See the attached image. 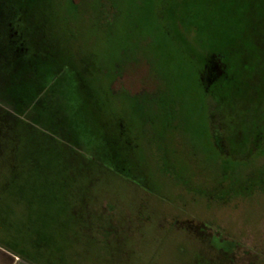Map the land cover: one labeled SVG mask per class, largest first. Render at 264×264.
<instances>
[{
  "label": "rangeland",
  "instance_id": "rangeland-1",
  "mask_svg": "<svg viewBox=\"0 0 264 264\" xmlns=\"http://www.w3.org/2000/svg\"><path fill=\"white\" fill-rule=\"evenodd\" d=\"M0 246L264 264V0H0Z\"/></svg>",
  "mask_w": 264,
  "mask_h": 264
},
{
  "label": "trees",
  "instance_id": "trees-1",
  "mask_svg": "<svg viewBox=\"0 0 264 264\" xmlns=\"http://www.w3.org/2000/svg\"><path fill=\"white\" fill-rule=\"evenodd\" d=\"M74 2V0H72ZM79 4L80 0H76ZM78 6H75V8H77ZM6 28L9 27L7 24H5ZM11 26V25H10ZM10 34L9 31L8 33L4 34V37L8 38V41L6 40V44H8V46H5V48L8 49V51L5 52L4 57H10V55L13 56V54L11 52L14 53V51H17L16 48L14 47L15 43H13V40H11L10 38ZM9 50H11V52H9ZM18 54L15 53V56H17ZM8 64V63H6ZM7 66V65H6ZM9 68V67H8ZM12 73L11 70L9 71V74ZM15 74V73H14ZM138 74L137 72L136 73H132L131 76H127V77H122V78H119L115 81L116 83V87H117V90H128L130 91V93L132 95H135L137 93V91L140 89L139 88V82H138V79H136L135 77H137ZM208 83V82H207ZM205 81L203 83H201V87L203 89H208V86H209V83L207 84Z\"/></svg>",
  "mask_w": 264,
  "mask_h": 264
},
{
  "label": "crops",
  "instance_id": "crops-1",
  "mask_svg": "<svg viewBox=\"0 0 264 264\" xmlns=\"http://www.w3.org/2000/svg\"><path fill=\"white\" fill-rule=\"evenodd\" d=\"M0 264H30L17 253L0 246Z\"/></svg>",
  "mask_w": 264,
  "mask_h": 264
}]
</instances>
